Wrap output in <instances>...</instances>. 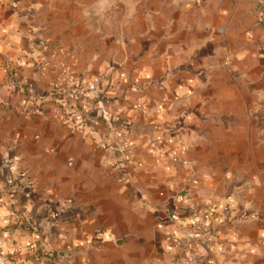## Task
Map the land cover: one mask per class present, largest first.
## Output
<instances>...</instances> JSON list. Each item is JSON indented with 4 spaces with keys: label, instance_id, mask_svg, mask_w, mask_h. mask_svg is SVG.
I'll return each instance as SVG.
<instances>
[{
    "label": "crops",
    "instance_id": "1",
    "mask_svg": "<svg viewBox=\"0 0 264 264\" xmlns=\"http://www.w3.org/2000/svg\"><path fill=\"white\" fill-rule=\"evenodd\" d=\"M12 2L0 0V85L17 82L0 94L4 264L105 263L126 237L123 264H264V0ZM65 71L76 79L59 92ZM202 206L223 224L195 237Z\"/></svg>",
    "mask_w": 264,
    "mask_h": 264
},
{
    "label": "built area",
    "instance_id": "2",
    "mask_svg": "<svg viewBox=\"0 0 264 264\" xmlns=\"http://www.w3.org/2000/svg\"><path fill=\"white\" fill-rule=\"evenodd\" d=\"M12 1H13L12 2L13 5H15L16 4L15 0H12ZM75 79L76 77L73 72L65 71L61 76L56 78L55 84H56L57 89L60 90L59 92H61L62 88L66 84H70L74 82ZM4 89H8L12 91L16 90L17 82L8 76L6 78L4 85H0V94L3 92ZM136 107L143 109V108H146L147 106L139 102L136 104ZM54 112L57 115L62 116L66 120H70V119L76 120L79 124L94 125L98 123L97 117L92 115L89 111H84L79 107H75L71 111H68L63 106L60 107L58 105L54 107ZM27 113L29 115L35 114L36 106L35 105L31 106L27 110ZM103 116L107 120H111L112 118V115L110 113L109 114L105 113ZM116 135L118 137L120 147L124 151H126L127 145L130 141V132L120 127L116 129ZM172 217L177 218L178 216L176 214H172ZM222 224H223V218L218 215V213L212 206H202L198 210L197 218L194 219L193 221V227L196 231L194 236L198 237L196 236V234L200 232L201 230H203L204 232H208V233H215L218 227L221 226ZM166 239L168 242L167 247H173V246L174 247H182V246L189 247L190 245L189 241H185L179 237H176L172 233H167Z\"/></svg>",
    "mask_w": 264,
    "mask_h": 264
},
{
    "label": "rangeland",
    "instance_id": "3",
    "mask_svg": "<svg viewBox=\"0 0 264 264\" xmlns=\"http://www.w3.org/2000/svg\"><path fill=\"white\" fill-rule=\"evenodd\" d=\"M131 241H133V239H129L128 237L119 239L115 242L117 248L108 253V260H106L105 263L98 260L95 264H123L127 255V246L131 245ZM143 263H146V259H143Z\"/></svg>",
    "mask_w": 264,
    "mask_h": 264
},
{
    "label": "trees",
    "instance_id": "4",
    "mask_svg": "<svg viewBox=\"0 0 264 264\" xmlns=\"http://www.w3.org/2000/svg\"><path fill=\"white\" fill-rule=\"evenodd\" d=\"M76 121V120H75ZM111 121L112 122H116L117 120L115 119V118H111ZM18 177H23L22 175H18ZM18 177H14V178H11V180H9V182H8V184L9 185H14L15 184V182L17 181L16 179L18 178ZM16 180V181H15ZM23 185V184H22Z\"/></svg>",
    "mask_w": 264,
    "mask_h": 264
},
{
    "label": "water",
    "instance_id": "5",
    "mask_svg": "<svg viewBox=\"0 0 264 264\" xmlns=\"http://www.w3.org/2000/svg\"><path fill=\"white\" fill-rule=\"evenodd\" d=\"M0 264H4V261L0 259Z\"/></svg>",
    "mask_w": 264,
    "mask_h": 264
}]
</instances>
